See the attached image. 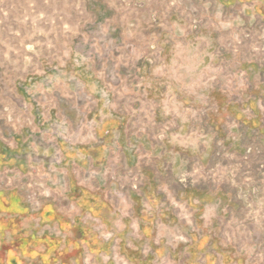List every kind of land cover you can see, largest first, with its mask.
Listing matches in <instances>:
<instances>
[{
  "label": "rangeland",
  "instance_id": "374dc122",
  "mask_svg": "<svg viewBox=\"0 0 264 264\" xmlns=\"http://www.w3.org/2000/svg\"><path fill=\"white\" fill-rule=\"evenodd\" d=\"M109 114L144 133L132 165L96 172L118 213L130 212L126 197L142 189L145 164H164L188 197L214 199L205 233L193 211L186 220L195 224L183 228L199 242L208 235L219 263L264 264V0H0V157L19 152L25 169L0 164V188L16 187L31 211L62 201L59 146L89 141ZM223 120L229 134L216 132ZM171 222L165 246H199ZM82 264L101 263L88 255ZM153 264L175 260L166 253Z\"/></svg>",
  "mask_w": 264,
  "mask_h": 264
},
{
  "label": "crops",
  "instance_id": "0c3cea01",
  "mask_svg": "<svg viewBox=\"0 0 264 264\" xmlns=\"http://www.w3.org/2000/svg\"><path fill=\"white\" fill-rule=\"evenodd\" d=\"M228 105L229 111L242 116L241 105ZM251 113L258 118L256 108ZM206 123L215 125L209 118ZM224 123V120L218 123L216 132L229 134V126L225 127ZM162 134L159 140L169 136L165 131ZM143 136L142 132L131 131L124 116L109 114L97 122L89 141L75 147L59 146L67 190L62 201H46L37 211H31L16 187L0 188V264H82L88 255L101 264H113L109 257L114 252L127 264H153L155 258L164 257L166 253L175 264H201L199 258L204 254L199 250L203 243L210 250L206 251L205 264H231L230 261L219 263L211 255L218 247L210 242L208 235L204 234L199 242L198 232L183 228V224L193 225V221L186 220L189 218L186 213L193 211V218L198 221L194 223L196 230L200 228L205 233L208 216L213 212V197L199 191L188 197L189 187L174 181L164 164H145L142 189L126 197L128 214L118 213L104 198L101 189H96L100 179L96 172L103 165L117 161L132 165L134 156L130 148L134 147L136 139L144 140ZM14 148L17 151L18 147ZM18 155L19 152L12 160L0 157V164L12 161L16 171L23 173L24 163L18 160ZM94 168H97L95 172L89 174ZM171 221L183 236L190 239L194 236L199 246L190 241L185 247L182 244L165 246L162 237ZM92 222L104 228L102 235L95 231ZM104 235L108 239L104 240ZM153 236L156 241L152 240Z\"/></svg>",
  "mask_w": 264,
  "mask_h": 264
}]
</instances>
